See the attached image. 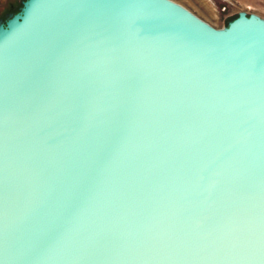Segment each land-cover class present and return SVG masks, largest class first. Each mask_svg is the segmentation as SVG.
<instances>
[{
    "label": "water",
    "instance_id": "obj_1",
    "mask_svg": "<svg viewBox=\"0 0 264 264\" xmlns=\"http://www.w3.org/2000/svg\"><path fill=\"white\" fill-rule=\"evenodd\" d=\"M0 264H264V18L21 0L0 18Z\"/></svg>",
    "mask_w": 264,
    "mask_h": 264
},
{
    "label": "rangeland",
    "instance_id": "obj_2",
    "mask_svg": "<svg viewBox=\"0 0 264 264\" xmlns=\"http://www.w3.org/2000/svg\"><path fill=\"white\" fill-rule=\"evenodd\" d=\"M216 28L223 27L227 21L239 11L256 13L264 18V0H174ZM21 0H0V18H4L9 11H15ZM210 7L205 9L203 4Z\"/></svg>",
    "mask_w": 264,
    "mask_h": 264
},
{
    "label": "bare ground",
    "instance_id": "obj_3",
    "mask_svg": "<svg viewBox=\"0 0 264 264\" xmlns=\"http://www.w3.org/2000/svg\"><path fill=\"white\" fill-rule=\"evenodd\" d=\"M203 5L205 6V9H207V11H210V7L207 4H203Z\"/></svg>",
    "mask_w": 264,
    "mask_h": 264
},
{
    "label": "trees",
    "instance_id": "obj_4",
    "mask_svg": "<svg viewBox=\"0 0 264 264\" xmlns=\"http://www.w3.org/2000/svg\"><path fill=\"white\" fill-rule=\"evenodd\" d=\"M20 5H21V2H20ZM20 5H19V6H20ZM19 6H17V8H16V10H15V11H17V10H18ZM15 11H9V12H15Z\"/></svg>",
    "mask_w": 264,
    "mask_h": 264
}]
</instances>
